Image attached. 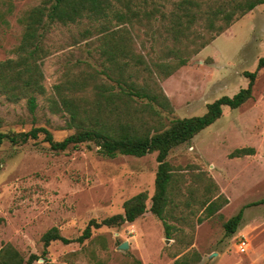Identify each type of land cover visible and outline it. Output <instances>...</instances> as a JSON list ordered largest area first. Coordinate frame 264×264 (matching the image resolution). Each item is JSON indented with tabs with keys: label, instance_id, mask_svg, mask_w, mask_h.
I'll use <instances>...</instances> for the list:
<instances>
[{
	"label": "rangeland",
	"instance_id": "rangeland-1",
	"mask_svg": "<svg viewBox=\"0 0 264 264\" xmlns=\"http://www.w3.org/2000/svg\"><path fill=\"white\" fill-rule=\"evenodd\" d=\"M42 1L0 0V62L17 58L24 31L20 19ZM180 1L133 0L136 14L130 24L113 21L114 31L128 29L134 54L154 71L140 67L134 79L163 92L170 101V108L154 105L155 114L144 109L147 100L136 99L132 119L143 131L154 134L175 119L202 116L209 104L247 88L246 72H257V77L248 102L235 110L223 107L218 121L168 156L173 168V203L168 209L172 238L150 211L157 152L141 158H108L98 152L95 142L55 152L41 134L27 143L6 140L0 145V249L11 244L26 259L35 254L40 259L34 264H175L180 257L192 259L194 253L200 258L197 264H264V204L245 209L234 236L227 237L224 228L244 206L264 199V64L259 66L264 58V5L237 19L186 66L165 77V71L157 72L153 66L173 62L167 54L174 43L165 32L168 21L162 15ZM195 1L206 11L234 0ZM153 8H157L154 16L147 19L145 13ZM204 23L199 19L194 27ZM98 26V21L89 19L52 26L46 39L50 55L42 65L46 94L37 95L38 108L31 113L27 99L13 102L0 93V132L19 134L43 127L57 141L78 132L69 126L67 112L52 109L51 100L56 98L55 86L70 74L94 76L96 83L99 74L108 81ZM137 70L133 66L130 73ZM88 93L91 98L92 92ZM247 147L256 153L231 158L235 150ZM142 192L148 195L147 212L136 222L94 229L83 244L53 242L42 258V238L50 229L57 227L64 237L78 238L92 220L124 214L126 201ZM213 202L219 208L211 214ZM242 238L249 242L246 252L239 250ZM124 242L130 246L126 251L119 248Z\"/></svg>",
	"mask_w": 264,
	"mask_h": 264
},
{
	"label": "trees",
	"instance_id": "trees-1",
	"mask_svg": "<svg viewBox=\"0 0 264 264\" xmlns=\"http://www.w3.org/2000/svg\"><path fill=\"white\" fill-rule=\"evenodd\" d=\"M263 4L264 0L222 1L215 7L203 11L197 1L181 0L169 14L162 15V18L168 21L165 32L174 43V47L170 48L167 54L173 58V62H155L153 64L155 70L165 71V77L174 74L186 66L194 55L230 29L237 19ZM132 5L133 0H43L40 5L24 14L20 19L24 31L21 43L15 51L17 58L0 62V93L13 102L27 99L30 112L35 113L38 108L37 95L46 94L42 65L44 59L50 55L46 39L52 26L57 23L77 24L84 19L98 21L100 24L98 33L103 42L100 50L107 62L103 73L108 81H104L98 74L96 83L94 76L80 73L70 74L71 77L55 86L56 98L51 100L52 109L69 114V126L78 129L75 134L57 141L53 134L43 127L19 134L0 132V145L6 140L14 144L27 143L31 139L37 140L42 134L44 141L55 152L79 150L82 145L90 142H95L100 147L98 152L108 158H116L119 155L141 158L157 152L159 167L150 211L163 222L166 236L171 239L173 231L168 223L171 218L168 216V209L173 203L171 199L173 168L167 161L168 156L172 150L190 142L218 121L223 115V107L235 110L248 102L253 97L257 72H246L249 78L248 87L240 90L234 97L224 96L209 104L204 115L175 119L168 128L157 130L154 134L143 131L132 119L136 99L147 100L144 109H149L155 114L158 113L154 110V105L170 108V101L163 92H155L134 79L140 73V67L145 71L152 73L154 71L145 60L134 54L128 29L114 31L113 21L120 25L130 24L136 14L132 12ZM156 10L157 8L148 10L145 13L147 19H151ZM199 19L206 20V23L195 28L194 22ZM218 20L225 23L217 25ZM263 64L264 58L260 60L259 66ZM133 66L138 67V70L130 73ZM90 83L94 85L91 90L88 88ZM89 91L92 92L91 98L88 97ZM255 153L254 148L247 147L235 150L230 156L240 158ZM147 200V193L137 194L126 201L124 214L100 222L92 220L83 234L75 239L64 237L57 227L50 229L42 238L45 244L42 258L46 259L48 248L53 242L59 241L65 245L83 244L92 237L94 229L136 222L147 212ZM218 204L213 202L209 206L211 214L219 208ZM260 204H264V199L244 206L229 219L224 225L226 236L231 237L237 233L243 223L247 207ZM193 255L195 256L192 259L188 256L180 257L175 264H197L200 258L195 253ZM39 259L40 257L35 254L26 259L11 244H5L0 249V264H34Z\"/></svg>",
	"mask_w": 264,
	"mask_h": 264
},
{
	"label": "built area",
	"instance_id": "built-area-1",
	"mask_svg": "<svg viewBox=\"0 0 264 264\" xmlns=\"http://www.w3.org/2000/svg\"><path fill=\"white\" fill-rule=\"evenodd\" d=\"M238 246H239V250H240L241 252H246L247 249H248V246H249V242H248V240H247L246 238H242V239L239 241Z\"/></svg>",
	"mask_w": 264,
	"mask_h": 264
},
{
	"label": "water",
	"instance_id": "water-1",
	"mask_svg": "<svg viewBox=\"0 0 264 264\" xmlns=\"http://www.w3.org/2000/svg\"><path fill=\"white\" fill-rule=\"evenodd\" d=\"M129 244H128V242H124L123 244H121L120 245V250H123V251H126V250H128L129 249Z\"/></svg>",
	"mask_w": 264,
	"mask_h": 264
},
{
	"label": "crops",
	"instance_id": "crops-1",
	"mask_svg": "<svg viewBox=\"0 0 264 264\" xmlns=\"http://www.w3.org/2000/svg\"><path fill=\"white\" fill-rule=\"evenodd\" d=\"M264 5V4H263Z\"/></svg>",
	"mask_w": 264,
	"mask_h": 264
}]
</instances>
